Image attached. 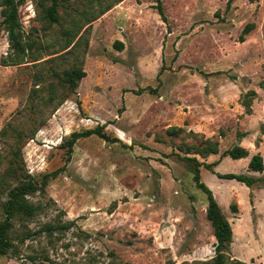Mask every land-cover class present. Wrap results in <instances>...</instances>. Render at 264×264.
Returning <instances> with one entry per match:
<instances>
[{
  "label": "rangeland",
  "instance_id": "374dc122",
  "mask_svg": "<svg viewBox=\"0 0 264 264\" xmlns=\"http://www.w3.org/2000/svg\"><path fill=\"white\" fill-rule=\"evenodd\" d=\"M50 4L19 7L24 55L0 24V202L11 168L41 180L64 166L30 196L44 209L28 226L57 215L75 226L0 264H204L215 238L193 160L231 224L230 260L264 264V169L247 171L253 154L264 163V0H162L164 20L157 0H59L52 24ZM73 66L85 72L74 92L60 80ZM97 125L117 141L80 138L66 162L63 141ZM236 145L248 156L221 155ZM215 162L257 181L220 179L205 167Z\"/></svg>",
  "mask_w": 264,
  "mask_h": 264
},
{
  "label": "trees",
  "instance_id": "16d2710c",
  "mask_svg": "<svg viewBox=\"0 0 264 264\" xmlns=\"http://www.w3.org/2000/svg\"><path fill=\"white\" fill-rule=\"evenodd\" d=\"M51 4L48 6L43 14V17L48 20V23H58L60 22L61 16L58 14L57 9L59 7V0H50ZM123 0H117L121 2ZM230 1V0H229ZM24 0H0V24L4 27L8 42L11 48L16 52L17 55L25 54V46L22 42L21 34V23L19 21V7L22 5ZM111 7L107 6L105 9L100 10V12L93 16V20L101 16ZM156 8L164 20V14L162 10V0H157ZM251 26L248 25L244 28L243 33L246 34L250 31ZM71 30L66 34H70L75 29L73 24L70 27ZM66 37V36H65ZM242 39V37L240 38ZM117 47L121 48L122 43L116 42ZM13 64L21 63V59H12ZM3 63H6L3 61ZM6 65V64H4ZM85 76V72L81 67L73 66L69 69L63 71L60 80L63 85L74 92L78 86V82ZM254 95V91L250 90L243 96V103L248 106L251 102V98ZM96 135L106 141L115 142L116 138H110L104 132L103 125H97L94 128L86 129L80 132H72L68 138H66L62 147L66 150V162L70 160L72 147L77 140L80 138L90 137ZM213 153H217L216 150ZM223 157L229 156L232 159H241L248 156V152L245 148L236 145L230 149L225 150L222 154ZM195 163L193 171V180L197 188L201 189L207 199V207L205 210L206 219L210 222L213 229V236L215 238L214 244V256L205 262L204 264H228L229 261L235 264H244L243 262L237 260H230L229 248L233 240V232L230 222L226 219L220 206L215 200L211 189L201 181L199 166L200 162L193 160ZM217 163L205 164L208 170ZM264 169L263 158L259 153L252 155L249 159L247 165L248 172H262ZM64 170V166L56 169L55 171L44 174L41 180H37L34 177L28 175L21 176L17 175V170L11 168L10 173L12 174V179H15L16 185L6 188V198L0 202V208L2 211V219L0 220V257L1 256H11L20 258V247L25 244L27 240H33L37 237L46 236L51 239L55 238V235L65 233L75 226L74 220L62 221L61 217L53 218L50 221L44 222L39 228L32 229L28 226L40 212L44 209L41 203L32 202L30 196L37 194L45 195V186L47 177L55 178L57 175ZM220 179L235 180L237 182L243 183L247 187H252L257 181L252 175L245 173H218L213 172ZM7 177V176H5ZM4 177L1 181H4ZM233 209L235 207L233 206ZM61 214V212H59ZM45 264H61L51 260L47 255H40ZM34 255H28L27 259L35 263Z\"/></svg>",
  "mask_w": 264,
  "mask_h": 264
},
{
  "label": "crops",
  "instance_id": "0c3cea01",
  "mask_svg": "<svg viewBox=\"0 0 264 264\" xmlns=\"http://www.w3.org/2000/svg\"><path fill=\"white\" fill-rule=\"evenodd\" d=\"M253 155H254V154H253ZM249 156H250V155H249ZM251 156H252V155H251ZM251 156H250V157H251ZM250 157H249L248 159H250ZM248 162H249V160H248ZM253 173H254V172H253Z\"/></svg>",
  "mask_w": 264,
  "mask_h": 264
}]
</instances>
